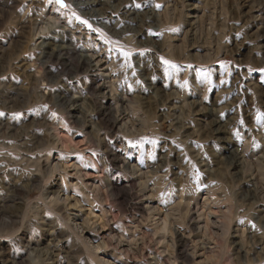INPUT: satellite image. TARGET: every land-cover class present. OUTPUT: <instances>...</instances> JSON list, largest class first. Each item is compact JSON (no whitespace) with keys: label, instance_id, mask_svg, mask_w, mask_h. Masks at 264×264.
<instances>
[{"label":"rangeland","instance_id":"rangeland-1","mask_svg":"<svg viewBox=\"0 0 264 264\" xmlns=\"http://www.w3.org/2000/svg\"><path fill=\"white\" fill-rule=\"evenodd\" d=\"M64 3L0 0V264H264V0Z\"/></svg>","mask_w":264,"mask_h":264},{"label":"snow or ice","instance_id":"snow-or-ice-1","mask_svg":"<svg viewBox=\"0 0 264 264\" xmlns=\"http://www.w3.org/2000/svg\"><path fill=\"white\" fill-rule=\"evenodd\" d=\"M50 3L54 2L56 4H58L61 8H66L68 7L65 3H64V0H49ZM139 7V5H137ZM77 19L79 20L80 18L77 17ZM81 23L87 25L89 28H91V25H88V22L87 21H84V20H81L80 21ZM94 31H98V30H94ZM125 57L127 58L128 57V53H124ZM163 63L165 65H168L169 67L171 68H175V65L174 64H171L169 61H163ZM261 71H264V69H262ZM0 115H3V113H0ZM54 117L56 116V113H53L52 114Z\"/></svg>","mask_w":264,"mask_h":264},{"label":"bare ground","instance_id":"bare-ground-1","mask_svg":"<svg viewBox=\"0 0 264 264\" xmlns=\"http://www.w3.org/2000/svg\"><path fill=\"white\" fill-rule=\"evenodd\" d=\"M92 3V2H91ZM82 4V3H81ZM91 5V4H90ZM85 7V6H84ZM59 47V46H58ZM57 48V47H56ZM58 51V50H57ZM50 52V51H49ZM60 52V51H59ZM49 54V53H48ZM92 58V57H91ZM80 60H82V61H84L85 63H88L89 65H91V64H93L92 63V60L93 59H90V57H87V56H85V55H81L80 56V58H79ZM97 60V59H96ZM96 60H94V62H95V64L93 65V67H96V66H98L101 62L98 60V61H96ZM92 66V65H91ZM234 160V159H233ZM236 160V159H235ZM235 162H237V161H235Z\"/></svg>","mask_w":264,"mask_h":264}]
</instances>
